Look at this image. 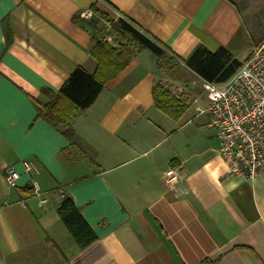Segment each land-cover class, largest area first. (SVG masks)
Listing matches in <instances>:
<instances>
[{"label": "crops", "instance_id": "obj_1", "mask_svg": "<svg viewBox=\"0 0 264 264\" xmlns=\"http://www.w3.org/2000/svg\"><path fill=\"white\" fill-rule=\"evenodd\" d=\"M95 9L134 20L191 73L184 60L200 45L244 62L264 38L235 0H0V264H264V172L227 173L206 113L205 143L182 139L185 112L175 120L159 110L153 86L188 107L196 99L179 95L187 88L151 52L133 45L125 69L68 121L76 143L37 117L42 88L57 92L77 66L93 72L90 50L110 34L104 20L85 22ZM24 161L39 168L43 205ZM7 166L21 172L16 186ZM169 166L183 172L173 187ZM64 194L97 234L83 248L57 215Z\"/></svg>", "mask_w": 264, "mask_h": 264}, {"label": "trees", "instance_id": "obj_2", "mask_svg": "<svg viewBox=\"0 0 264 264\" xmlns=\"http://www.w3.org/2000/svg\"><path fill=\"white\" fill-rule=\"evenodd\" d=\"M100 20L109 24V33L118 42V46L111 45L105 38L97 39L90 50L96 62L93 72L77 66L57 92L42 88L41 92L48 96L46 102L34 99L37 117L59 128L71 143H76L75 132L68 121L75 113L93 103L105 83L125 69L133 56V45H136L138 50H149L160 66L172 60L168 57L164 44L134 20L125 17L113 18L95 9L85 22L95 28ZM263 41L264 38L260 43ZM172 61L175 65L179 64L175 60ZM242 63L225 47L210 50L204 45L198 46L184 60L185 67L202 80L217 83L229 79ZM152 93L156 107L172 119H179L188 108L183 99L160 83L153 86ZM56 211L79 248L89 245L97 238L93 227L83 217L70 195H62Z\"/></svg>", "mask_w": 264, "mask_h": 264}, {"label": "built area", "instance_id": "obj_3", "mask_svg": "<svg viewBox=\"0 0 264 264\" xmlns=\"http://www.w3.org/2000/svg\"><path fill=\"white\" fill-rule=\"evenodd\" d=\"M83 15L89 17L91 12ZM104 38L115 44L110 34ZM202 87L206 102L201 108L196 106V110L209 116L208 125L218 138V153L227 173L251 180L264 172V44L257 45L229 79L221 83L202 80ZM22 172L31 175L28 181L31 195L43 205L47 198L35 178L38 166L24 161ZM182 174L179 166H169L163 180L173 187ZM3 175L9 186H16L21 172L7 166Z\"/></svg>", "mask_w": 264, "mask_h": 264}, {"label": "rangeland", "instance_id": "obj_4", "mask_svg": "<svg viewBox=\"0 0 264 264\" xmlns=\"http://www.w3.org/2000/svg\"><path fill=\"white\" fill-rule=\"evenodd\" d=\"M235 2L244 10L249 8L250 13H247L245 17L247 22L250 26L254 24L257 25L259 23L260 25L253 26L254 30L259 34L264 35V0H235ZM260 44H264V41ZM167 62L165 70L168 75L171 77L176 76L188 90L182 93H177L184 96L183 98L185 100H190L192 97L196 99V102H192L191 100V105L186 109L180 120L176 122V126H179L182 123L185 125V127H183L180 131L182 139L184 136V138L190 140L192 144L197 143L199 145H203L206 140L205 130H208V127L206 128L205 126V123L207 122V115L204 113L194 116L196 114V111L194 110L195 103H199L200 106H204L206 102L203 100L205 98V90L202 87V79L187 69H185L187 71L185 72L183 68L179 65H175L172 61Z\"/></svg>", "mask_w": 264, "mask_h": 264}]
</instances>
